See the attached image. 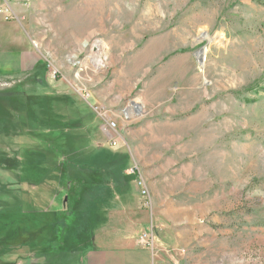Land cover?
I'll use <instances>...</instances> for the list:
<instances>
[{"label":"rangeland","instance_id":"374dc122","mask_svg":"<svg viewBox=\"0 0 264 264\" xmlns=\"http://www.w3.org/2000/svg\"><path fill=\"white\" fill-rule=\"evenodd\" d=\"M0 17L39 60L33 76L1 69L0 97L68 96L58 113L83 121L53 130L0 113V264L70 258L45 248L44 226L70 193L29 184L20 165L58 131L133 153L160 196L151 231L179 264H264V0H1ZM95 108L118 125L116 148ZM60 221L55 236L75 249L61 225L72 216Z\"/></svg>","mask_w":264,"mask_h":264},{"label":"trees","instance_id":"16d2710c","mask_svg":"<svg viewBox=\"0 0 264 264\" xmlns=\"http://www.w3.org/2000/svg\"><path fill=\"white\" fill-rule=\"evenodd\" d=\"M45 84V80L42 79V87ZM61 105L74 106L75 103L68 96H28L24 91L19 90L11 96L0 97L1 114L2 112L9 114L8 108L10 107L14 113H22L24 117L34 120L36 113L41 118L39 122L43 128L68 129L74 126V123L82 124L81 117L68 120L60 111L58 113L57 109ZM78 114H81L80 111ZM6 120V118L3 119V121ZM39 138L44 144V149L41 151L25 150L23 152L24 159L20 165L23 166L24 171H28L25 174V180L29 184L42 186L49 181L56 183L70 193V197L67 196L68 200H63L65 208L62 212L53 213L44 221V226L51 229L50 238L47 242L50 245L45 248H54L56 250L53 254L56 255L55 257L64 254L69 256L76 252L79 243L83 240V237L78 235L77 228L89 226L90 223L96 226L99 222L101 214L94 207L101 197L105 196V189L111 184L127 183L128 178L125 171L128 158L127 156H119L116 159V156L105 150L88 151L85 137H76V135L66 137L64 133L59 131L54 136L47 134L45 137L43 135ZM69 216H72V222H62L61 225L66 232L72 230L73 235L76 234L75 243L78 245L72 250H67L66 242H61L55 236L53 225H51L54 221L58 224L60 219L64 220ZM19 243L24 244L26 240L20 238ZM50 260L47 264H51Z\"/></svg>","mask_w":264,"mask_h":264},{"label":"crops","instance_id":"0c3cea01","mask_svg":"<svg viewBox=\"0 0 264 264\" xmlns=\"http://www.w3.org/2000/svg\"><path fill=\"white\" fill-rule=\"evenodd\" d=\"M4 53L7 55L5 57L11 60L7 62L0 59V70L27 73L29 76L30 74L33 76L38 71L36 68L39 60L32 44L24 40L22 28L17 23L6 22L0 17V56ZM120 133L117 132L115 135L117 145V137ZM110 153L116 156V159L119 156H127L128 164L125 171L128 178L127 183L111 184L105 189V196H102L94 207L101 214L99 222L96 226L90 223L89 226L77 228V233L83 237V240L79 243L76 252L69 255L70 258L65 264H179V261L170 255L171 251L167 250L164 243L158 242L154 237V232L151 231L154 215L158 214L153 209L142 208L138 186L134 177L127 173L133 165L140 166L133 153L123 149ZM148 186L153 202L154 199L159 200L160 196L157 194L153 181L148 182ZM55 200L58 206L52 210V213L62 212L65 208L63 200L58 198ZM148 232H151L153 246L143 247L138 241L142 234ZM25 263L28 264L30 261L23 260L18 264ZM47 263L49 261L46 258L41 262V264ZM59 264L63 263L60 261Z\"/></svg>","mask_w":264,"mask_h":264},{"label":"built area","instance_id":"2783aa9c","mask_svg":"<svg viewBox=\"0 0 264 264\" xmlns=\"http://www.w3.org/2000/svg\"><path fill=\"white\" fill-rule=\"evenodd\" d=\"M99 116L103 119L104 124H106L107 130L105 131L107 138H109L110 143H112V146L116 147L117 144L115 142V135L117 134V127L118 125L114 122L111 115L108 113H104V110H99L98 108H95ZM129 175L134 176L136 180L137 186L140 188V194H142V207L145 209H153L152 208V198L151 195L148 192V187L146 180H144L140 166L133 165L132 169L129 170ZM151 232L142 234L138 241L139 245L143 247H149L153 246V238L150 237Z\"/></svg>","mask_w":264,"mask_h":264},{"label":"bare ground","instance_id":"6f19581e","mask_svg":"<svg viewBox=\"0 0 264 264\" xmlns=\"http://www.w3.org/2000/svg\"><path fill=\"white\" fill-rule=\"evenodd\" d=\"M94 49L96 50V52H100V50L102 49V45H101V43H97V44H95V46H94ZM102 51V50H101ZM203 53V52H202ZM99 54V53H98ZM204 56V55H203ZM97 60H98V62H97ZM96 60V63H97V65H101L102 63H100V61L101 60H99V59H97Z\"/></svg>","mask_w":264,"mask_h":264},{"label":"water","instance_id":"95a60500","mask_svg":"<svg viewBox=\"0 0 264 264\" xmlns=\"http://www.w3.org/2000/svg\"><path fill=\"white\" fill-rule=\"evenodd\" d=\"M201 53V52H200ZM200 55V54H199ZM200 57H201V55H200Z\"/></svg>","mask_w":264,"mask_h":264}]
</instances>
